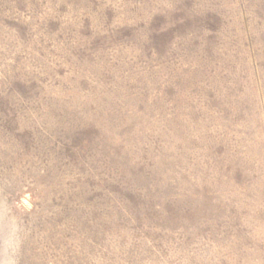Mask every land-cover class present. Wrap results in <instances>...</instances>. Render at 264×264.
Listing matches in <instances>:
<instances>
[{
	"label": "rangeland",
	"instance_id": "1",
	"mask_svg": "<svg viewBox=\"0 0 264 264\" xmlns=\"http://www.w3.org/2000/svg\"><path fill=\"white\" fill-rule=\"evenodd\" d=\"M0 264H264V0H0Z\"/></svg>",
	"mask_w": 264,
	"mask_h": 264
}]
</instances>
